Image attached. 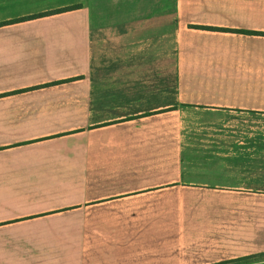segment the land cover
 <instances>
[{
    "label": "crops",
    "instance_id": "crops-1",
    "mask_svg": "<svg viewBox=\"0 0 264 264\" xmlns=\"http://www.w3.org/2000/svg\"><path fill=\"white\" fill-rule=\"evenodd\" d=\"M192 26L264 0H0V264L264 253V36Z\"/></svg>",
    "mask_w": 264,
    "mask_h": 264
},
{
    "label": "rangeland",
    "instance_id": "rangeland-1",
    "mask_svg": "<svg viewBox=\"0 0 264 264\" xmlns=\"http://www.w3.org/2000/svg\"><path fill=\"white\" fill-rule=\"evenodd\" d=\"M77 8L78 7H74L73 10H75ZM48 15H51V14H48ZM18 22H20V20ZM202 28H206L205 29L206 31L219 32V33H227V34L228 33H231V32H227L228 30H231V29L192 26V29H196V30H202ZM218 29L219 30H223V31H215V30H218ZM225 30H227V31H225ZM231 31H233V30H231ZM262 254H264V253H262ZM257 255H259V254H257ZM253 256H255V255H253ZM249 257H251V256H249ZM245 258L246 259H242L241 258L242 260H239V261L233 260V261H228V262H230L229 264H264V256H262V257H254V258H249V259L247 257H245ZM221 263H225V262H221ZM217 264H219V263H217Z\"/></svg>",
    "mask_w": 264,
    "mask_h": 264
},
{
    "label": "trees",
    "instance_id": "trees-1",
    "mask_svg": "<svg viewBox=\"0 0 264 264\" xmlns=\"http://www.w3.org/2000/svg\"><path fill=\"white\" fill-rule=\"evenodd\" d=\"M73 8H68V9H64V10H60V11H57L55 13H65L67 11H71ZM48 14H42V15H39V16H36V17H39V18H42V17H47ZM32 19H35V17H30V18H25V19H22L20 20V22H24V21H29V20H32ZM206 28H202V30H205ZM215 31H223V30H215ZM227 31V30H225ZM227 32H231V33H237V34H242V35H250V36H264V33H258V32H251V31H242V30H228ZM264 256V254H259V255H255V256H251V257H247L248 259L249 258H254V257H262ZM242 259H246V258H242ZM242 259H238V260H235V261H239V260H242ZM230 262H225V263H220V264H229Z\"/></svg>",
    "mask_w": 264,
    "mask_h": 264
}]
</instances>
